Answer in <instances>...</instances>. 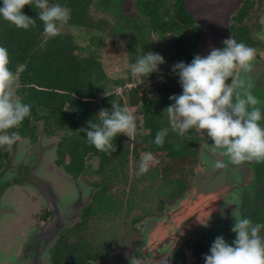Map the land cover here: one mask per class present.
<instances>
[{
	"label": "trees",
	"instance_id": "obj_1",
	"mask_svg": "<svg viewBox=\"0 0 264 264\" xmlns=\"http://www.w3.org/2000/svg\"><path fill=\"white\" fill-rule=\"evenodd\" d=\"M124 1L49 0V5L58 3L71 9V18L64 23L66 29L55 37L44 33L43 22L38 18L39 10L30 5H25L22 11L35 20V27L28 30L16 28L0 18V46L8 50V67L17 77V98L31 106L30 115L17 128L8 131H15L19 136L35 137V126L41 122L47 133L54 130L62 132L63 137L56 146L57 164L63 166L65 172H73L76 176L85 172H103L105 175H108V172H126L129 156L136 160V172L140 161L139 151L151 152L160 163L149 168L148 172H165V175L171 177L169 184L175 187V194L171 193L168 198L174 200L180 189L181 195L186 191L185 175L193 167V163H197L198 148L202 139L199 131L190 129L182 138L169 131L162 146L156 145L154 140L161 128L168 127L167 114L163 111L172 103L169 96L178 95L182 91L178 77L172 73L171 68L180 61L190 63L197 55L198 32L195 31V22L181 10V0H176L173 16L167 12V0H137L138 14L146 19L148 32L156 40L153 42L151 37L149 44L143 41L141 48L145 46L159 51L166 45L173 53L172 65L162 71L152 90L145 88L140 92L139 86L135 85L129 90L126 99H116L112 94L103 95L110 84L124 85L126 82H134L131 71L124 80L111 79L100 60L94 55H83V49L69 29L106 31L108 23L103 18L91 14L92 6L112 5L115 10L120 8ZM128 26L140 31L136 20H129ZM117 31H121L119 27ZM139 36L144 40L142 33H139ZM142 55L143 51L137 43L132 40L127 42L128 67ZM155 76L157 73L150 74L144 81L137 76L136 79L146 83ZM112 102L133 114H141L142 130L145 134L142 136L136 131L133 143L128 141L126 135L119 134L113 141L116 150L109 155L89 144L85 134L79 130L87 127L89 120L98 122V111L108 107V110H111L109 103ZM140 138H143V145H140L142 148L137 146ZM5 152L6 147H0V165ZM86 157L97 159L95 170L86 164ZM148 172L138 176L140 183L143 179L154 178V175L147 176ZM177 172H181V178H173ZM191 175H188V178ZM135 190L142 191L138 196H146L145 190Z\"/></svg>",
	"mask_w": 264,
	"mask_h": 264
},
{
	"label": "flooded vegetation",
	"instance_id": "obj_2",
	"mask_svg": "<svg viewBox=\"0 0 264 264\" xmlns=\"http://www.w3.org/2000/svg\"><path fill=\"white\" fill-rule=\"evenodd\" d=\"M167 2L170 4L167 12L173 16L176 0ZM181 10L185 13L183 0ZM194 27L198 32V40L201 27L197 23ZM229 37L255 49L251 71L244 73L239 68L236 71L246 82L243 98L246 92H251L261 102L257 106L264 110V0H241L229 19ZM218 47H222V42ZM230 82L231 78L226 81ZM199 133L202 139L201 131ZM19 137L12 148L25 137L31 143L29 146L26 144V148L35 144L36 136ZM142 139L138 142H142ZM128 141L133 143L134 136ZM8 152L6 147L0 171L5 166ZM32 155L37 157L39 153L33 152ZM89 159L95 157H86V163ZM200 160L198 154L197 163H193L194 174L203 172L204 166ZM20 171L8 172L1 181L3 187L8 189L2 195L0 205V248L13 250V254L6 256L0 264H130V257L133 256L140 257L147 264H204L203 257L209 253L217 237L210 227L201 224L191 227L189 232L184 231L181 222L176 227L170 226L174 216H169L170 207L181 197V189L171 204L168 196L175 194V187L172 186L169 192V176L165 172H153L154 177L161 174V183H155L154 180L153 184H149L150 187L147 186L146 196L140 197L138 195L142 191L137 192L135 189H143L144 186H139L141 181H138L136 172H108V175L103 172H85L77 176L73 172H65L69 177L54 172L62 177L60 184L45 177L44 172H32L35 171L32 168ZM80 178L84 179L85 186L74 182ZM155 193L157 195L151 197ZM72 195L74 199L70 203L64 201V197ZM81 201L84 204L74 216L69 209L73 202L77 205ZM252 205L248 202L244 217L260 222L262 219L257 217L258 208ZM225 208L223 212H211L209 215L216 216L222 224L228 221L234 223L232 215L237 212ZM205 210L211 211V208ZM57 213H62L64 217L68 214L65 222L69 225L60 228L50 243L51 233L42 235L41 228ZM154 226H157L155 233H149L147 229ZM158 228L160 232H157ZM168 236L169 239L172 237L171 240L165 241ZM224 238L228 241L235 235H226Z\"/></svg>",
	"mask_w": 264,
	"mask_h": 264
},
{
	"label": "clouds",
	"instance_id": "obj_3",
	"mask_svg": "<svg viewBox=\"0 0 264 264\" xmlns=\"http://www.w3.org/2000/svg\"><path fill=\"white\" fill-rule=\"evenodd\" d=\"M30 5L38 9V18L43 22V31L49 37L59 34L58 23L71 18V9L60 4L49 5V0H0V18L16 28L28 30L35 27V20L22 9ZM255 49L229 37L222 47H213L206 56L195 55L190 63H175L171 71L178 77L180 94L169 96L172 101L163 113L167 114L168 127L161 128L154 143L162 146L169 131L184 137L190 129L205 131L212 144L223 150L228 162H264V110L261 102L251 92L241 98L237 89L244 86L237 68L244 73L251 71ZM164 57L151 50L137 57L130 64L131 74L146 80L152 73L159 72ZM8 50L0 46V147L10 151L20 139L15 131L30 115L31 106L16 98L13 93L15 74L9 69ZM231 78L230 83H226ZM98 122L89 120L81 128L87 142L106 154L114 152V139L119 134L129 139L136 133L137 116L127 109L111 103V110L100 109ZM160 161L151 152L143 153L136 175L141 176ZM217 169L226 167L223 161L215 162ZM207 226V222L204 223ZM231 232L235 238L229 244L223 236L212 242L209 253L203 257L204 264H264V222H255L247 217L234 221ZM130 264H147L140 257H130Z\"/></svg>",
	"mask_w": 264,
	"mask_h": 264
},
{
	"label": "rangeland",
	"instance_id": "obj_4",
	"mask_svg": "<svg viewBox=\"0 0 264 264\" xmlns=\"http://www.w3.org/2000/svg\"><path fill=\"white\" fill-rule=\"evenodd\" d=\"M96 1V0H95ZM136 2L137 0H125L124 3L122 4V6L120 8H117L114 10L113 6H106V5H93L91 8V14L94 17L97 18H103L107 23H108V27L106 31H100V32H87L85 30H81V29H69V31H71L72 35L75 37V40L77 41L78 45L83 49L82 53L83 55H94L98 60L101 61L106 73L108 74V76L111 79H126L127 75L129 74L128 72H130V67H128L127 65V61H126V45L127 42L132 40L133 42L137 43L139 45V48L141 51H143V54L146 53V51H153V52H157L159 54H161L164 57L165 63L159 66V72H157V76H155L152 80L147 81L146 83L141 82L140 80L136 79L137 77L133 75V78L135 79V81L133 82H126L124 85L120 84V85H114V84H110L109 88L107 89L106 93H104L103 95H107V94H112L115 96L116 99L121 98V99H126L128 97V92L129 90H131L133 87L139 86L140 92L142 90H144L145 88L148 90H152L153 89V85L159 80L160 78V74L162 73L163 70H166L168 68L171 67L172 65V59H173V53L171 51L168 50L167 46L164 45L160 48L159 51H154L153 48H145V46L143 47V49L141 48V43L143 41H145L146 43H148V41L150 40V38L152 37V41H156L155 37L151 36L150 33L148 32V28H147V21L145 18L141 17L138 14L137 8H136ZM167 6L170 7L169 2H167ZM134 21L136 20L139 23L140 26V31L134 30L132 28H130L128 26V21ZM58 27V32H62L66 29L64 23H58L57 25ZM117 27L120 28L121 31H117L116 29ZM139 33L143 34V38L144 40H142L139 36ZM94 42V43H93ZM101 42V43H100ZM98 43H100L99 45H97ZM149 44V43H148ZM143 45V44H142ZM241 79L244 80V77L241 75L240 76ZM17 77L15 79L14 85H13V93L14 96L17 98L18 96L16 95V87H17ZM246 89V82L244 83V86L237 89V91L239 92L241 98H243L244 92ZM111 104V103H109ZM109 109V107L107 108ZM137 116V118L139 119V121H137V127L136 130L140 133V134H145V131L142 130V122L140 120L141 114H135ZM39 126V130L42 131V133L44 134V141L45 144H49V143H55L57 146V143L60 141V139L63 137V133L59 132L57 130H54L51 133H47L44 131V127L42 125V123H38ZM204 132V133H203ZM201 132L202 134V141L204 139V135H206V132L203 131ZM202 147L204 146L203 149V154H205L206 152L209 151H215L219 148H216L213 144L212 141L207 137L206 135V140L204 142H202ZM20 144H27V146H29L30 140L23 138L20 141ZM143 145L142 142H138L137 146ZM26 146V147H27ZM56 146L54 147V161L55 164L57 165V154H56ZM7 147V146H5ZM15 147V146H14ZM141 147V146H140ZM142 148V147H141ZM140 148V149H141ZM200 151L198 152V154H200ZM143 153L141 151H139L138 153V157L140 156V158L142 157ZM201 159V157H200ZM201 162V160H200ZM203 162V166L204 168L207 166H209L210 162L206 159V157H203L202 159ZM135 163L136 160L133 158V156H129V163L127 166V171L126 172H135ZM32 164V162H31ZM87 165H90L92 167V169L95 170L96 166H97V159H89L87 160ZM42 166V165H41ZM59 166V165H57ZM43 170H46V172H44V176L50 179H54L56 182L60 183L62 180V177L59 176L58 174L54 173L56 172L53 169H50L48 166L47 168H44L45 165L42 166ZM195 167L193 166L189 172H186L187 176V186L186 187V191L181 195V197L176 201H172L169 200V202L172 204H174V206L170 207V215H174L171 218V222H170V226L176 227L179 225V223L181 222V224L186 221L189 220L188 223L186 225H184L183 227H185L184 231L186 230L187 232H189V230L191 229V227H194L196 225H204V223L207 222V226H205L206 228H209L211 230L212 233L216 232L217 236L221 235L223 237H226V235L232 237L233 235H235L234 233L231 232V227L234 224L233 222H229L227 223V225L222 224V221L218 220L216 218V216L211 215L210 217L208 216L211 212H218V211H207V214H204L203 217L200 218H196L193 216V214L195 213V211L198 208V196L200 194H203L202 197L206 198V196L210 195V194H215V192L221 194L222 193V185L220 184L219 179H221L223 176L221 175V173H216V172H212L211 174H215V176L213 177H208L207 179L204 178V172H197L199 173V177L196 178L195 180V176L196 174H194L193 171H195L194 169ZM151 169V167H150ZM33 170V167H32ZM57 170L59 172H61L62 174H64V177L67 176L69 177L67 174H65V170L63 171V166H59L57 167ZM185 170V169H184ZM189 170V169H187ZM25 172V170H24ZM27 172V171H26ZM32 172H42V170H36V171H32ZM192 172V173H191ZM192 174V175H191ZM203 174V175H202ZM253 181L252 184L250 185V187L248 188L247 194H245V200L242 203H236L237 205H235L233 207V210L235 211L236 208H242V211L244 210V208L246 207V205L248 204L249 199H253L252 202H254L255 207L258 208V213H257V217H261L262 220H260V222H264V193H258L259 188L257 187L258 182L257 181H261L262 179L259 177V175H256L255 173H253ZM153 175V172H149L147 174V176ZM161 174H156V176L151 179V180H142V183H140L141 185L139 186H144L142 187L144 190H146V188H148L147 186L150 187L151 184L154 183H161L162 179L160 178ZM188 175H191L194 177L192 178L191 176L188 178ZM202 175V176H201ZM40 176V173H39ZM179 178L181 177V172H177L176 175L173 178ZM234 180H235V173L233 174ZM132 178V177H131ZM169 180L171 177H168ZM192 178V179H191ZM238 178H240L242 180V176H238ZM133 179V178H132ZM84 179L78 180L76 179L74 182L80 184L81 186H85V183H83ZM198 181V182H196ZM144 183V184H143ZM195 183V184H194ZM61 184V183H60ZM150 184V185H149ZM63 185V182H62ZM194 185H198L199 186V190L202 191V193L200 192L199 195H193L192 194V190ZM64 188L66 185H63ZM70 185H68L69 187ZM91 187V186H89ZM233 188V187H232ZM238 188V187H237ZM121 187L119 186L120 190ZM169 192L172 190V186L171 184L169 185ZM167 190V192H168ZM92 195V194H91ZM157 193L153 194L151 197L154 198V196H156ZM242 195V194H241ZM216 196V195H215ZM231 197H228V199H225L223 202V199L220 201V206L224 207L226 206L228 203H230V205H234V203L237 201L235 200L232 201V199H230ZM64 201L70 203L73 199H74V195L70 196V197H64L63 198ZM70 201V202H69ZM88 201V200H87ZM217 198L210 200L211 206L217 207ZM256 202V203H255ZM105 207V206H104ZM204 211H206L205 209H203ZM210 212V213H209ZM236 212V211H235ZM244 212V211H243ZM245 213V212H244ZM177 214V216H176ZM168 216V217H169ZM176 216V217H175ZM205 216H207V218H204ZM233 219L235 220L238 219L239 217H237V214L235 213L234 215H232ZM191 219V220H190ZM203 222V223H201ZM157 226H154L153 228H148L147 231L150 232H154L155 233V229ZM204 227V228H205ZM166 230V228H165ZM157 232L159 231V228L157 229ZM181 232L183 233V230H181ZM173 233H175L173 231ZM188 235V234H187ZM172 237L169 236L165 239V241L171 240ZM234 238H229L228 239V243L232 242ZM13 254V250L10 251H5L3 249L0 248V262H2L3 260L6 259V256H9Z\"/></svg>",
	"mask_w": 264,
	"mask_h": 264
},
{
	"label": "water",
	"instance_id": "obj_5",
	"mask_svg": "<svg viewBox=\"0 0 264 264\" xmlns=\"http://www.w3.org/2000/svg\"><path fill=\"white\" fill-rule=\"evenodd\" d=\"M183 1H184L185 13L191 17V20L193 22L199 24L201 27V32L196 43L197 54L201 56H206L211 50V48L218 47V45L223 40L228 38L229 19L236 11V9L239 7L241 0H183ZM35 131H36V139L34 145L26 148L25 144L21 145L20 142H18L16 146L13 147L7 154L5 160V166L0 171V205H1L2 195L5 194L6 190L8 189V187L5 188L3 187L4 184H1V181L3 177L8 175V172H16L17 170H22L20 172H24V170L32 167L33 170L35 171L42 170V172H46V170H43L42 167L43 165H45L44 168H47L48 166L50 169L59 172L57 170V167L59 166L55 164L53 158L54 155L53 149L56 146V144L55 143L45 144V141L43 139L44 134L42 133V131L39 130L38 124H36L35 126ZM205 140H206V135H204L203 142ZM203 149L204 146L203 147L201 146L200 148L201 160L203 159V157H206V159L210 162L209 163L210 165L209 166L206 165V167L203 169L204 177L202 180H204V178L207 179L208 177H213L216 175V173L217 174L221 173L223 177L219 179V181L223 189L221 194L215 192V194H210L206 196V198H204L202 197L204 193L200 194V192L202 193V191L199 190V186L194 185L192 194L193 195L200 194L197 200L199 209H197L193 214L194 217L196 218L203 217L204 214H207V210L204 211L203 209L208 207H210L211 210L214 211H222L223 209H227L225 208V206L224 207L220 206V201L223 199L224 202V200L228 199V197H231L230 199H232V201L234 202L235 200H237L234 203V205H230V203H228L226 205V207L228 208L233 209L235 205H237L238 203H242L246 198L245 194H247L248 191H251L248 190V188L250 187L252 182H254L253 173L259 175V177L262 179L261 181H257L258 182L257 187L259 188L258 193L261 194L264 193V162L257 163L255 161H251V162H242L239 165H234L228 162V157L222 154L223 153L222 149L209 151L206 152L205 154H203ZM33 152H35L36 154L39 153V156L36 157V155H32ZM217 160L223 161L226 164V167L222 169H217L215 167V162ZM30 165L32 166L30 167ZM212 172H216V173L211 174ZM234 173H235V180L233 177ZM239 175L242 176V180L238 178ZM198 177H199V173L196 174L195 180ZM215 198H217L218 201L216 204L217 207L211 206L210 203V200ZM252 201L253 199L250 198L248 202L254 205V202ZM83 204L84 203L82 201L77 205L76 202H73V206L70 207L69 212L73 211V215L75 216L76 212L83 206ZM1 211H2V206H0V212ZM235 211L237 212L236 213L237 217L239 218L244 217V212H243L244 210L242 211V208L239 209L236 208ZM61 214L62 213H57L56 214L57 216H55L53 219L48 221L41 228L42 235L51 233L50 243L54 240V238L56 237V232L59 231L60 228L69 225L65 222L67 221L66 217H68V214L65 217L64 215L61 216ZM224 217L225 216H223V219H225ZM204 218H207V216H205ZM188 221L189 220L184 221L181 224V226L183 227L184 225H186ZM227 223L228 222H225L224 224L227 225ZM179 229H181V227Z\"/></svg>",
	"mask_w": 264,
	"mask_h": 264
}]
</instances>
